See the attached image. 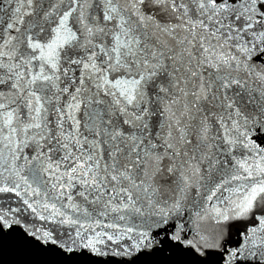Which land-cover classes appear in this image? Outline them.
Wrapping results in <instances>:
<instances>
[{
	"label": "snow or ice",
	"instance_id": "6c2138e0",
	"mask_svg": "<svg viewBox=\"0 0 264 264\" xmlns=\"http://www.w3.org/2000/svg\"><path fill=\"white\" fill-rule=\"evenodd\" d=\"M0 196L67 229L0 259L264 264V0H0Z\"/></svg>",
	"mask_w": 264,
	"mask_h": 264
},
{
	"label": "water",
	"instance_id": "95a60500",
	"mask_svg": "<svg viewBox=\"0 0 264 264\" xmlns=\"http://www.w3.org/2000/svg\"><path fill=\"white\" fill-rule=\"evenodd\" d=\"M17 209H21V211L16 212ZM9 210H11L13 215L20 219L22 225L29 227L31 230H39L38 234L48 230L62 236L67 230L65 226L54 223L51 220H40L39 215H47V213L42 212L39 208L37 209V214H33L30 210H24V206L14 196L10 199L0 196V211L8 212ZM232 223L237 225L236 228L231 229L232 239L237 240L239 239L237 232H243V227H241V225L246 223V221L235 220L232 221ZM121 243L126 244L127 241H121ZM115 247V244H112L111 242L108 243V249H114ZM138 254L139 253H136L131 257L111 256L103 257L101 259H111L114 264H119L120 261L134 260L135 255ZM63 259V257L51 252H41L31 246L20 245L15 242L14 238L10 237L6 239L0 264H59ZM79 259L84 260V258ZM89 259L91 258L89 257ZM136 259L138 261L137 264H151V262L164 260L165 257L162 255L145 256L139 254ZM217 264H219V262H217Z\"/></svg>",
	"mask_w": 264,
	"mask_h": 264
}]
</instances>
